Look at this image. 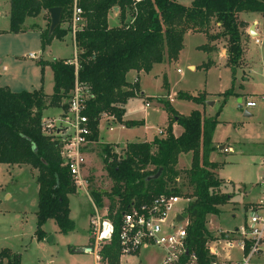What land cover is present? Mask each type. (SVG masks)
<instances>
[{
  "label": "trees",
  "instance_id": "1",
  "mask_svg": "<svg viewBox=\"0 0 264 264\" xmlns=\"http://www.w3.org/2000/svg\"><path fill=\"white\" fill-rule=\"evenodd\" d=\"M75 5L82 8L85 20L73 38L78 50L75 58L78 68L74 59L40 61L42 83L45 65L51 66L54 73L51 95L44 93L43 86L16 92L0 84V164H28L38 171L35 236L39 241L47 237L43 226L48 220H54L63 234L76 227L70 217L69 199L76 193V185L68 168L63 166L59 140L42 131L44 110L49 107L67 110V99L76 84L87 86L89 95L84 114L89 117V139L97 142L101 115L111 114L122 122L124 105L138 96L134 91H139L138 83L132 86L127 81L130 71L148 73L155 64L177 61L185 35L205 33L209 42L199 47L205 52L212 49L213 41L227 40L228 64L235 78L244 54L242 41L247 26L239 14L264 13V0H194L190 5L178 0H10L9 31L23 32L27 18L37 17L43 11L49 16L48 9L54 7L63 8L65 25L71 20ZM115 7L119 8L120 25L110 27L109 13ZM128 14L133 17L130 23L126 21ZM39 31L41 48L45 50L54 39L63 40L69 29L62 26L50 33L49 20L47 28ZM210 64L209 61L204 68ZM232 91L233 87L226 91L224 102L212 117L204 116L199 110L181 115L171 102L159 99L168 114L165 135L156 136L151 142H130L123 156H118L110 145L104 146V161L114 183L108 210L116 229L111 243L101 249L108 264H120L121 211L162 194L182 196L180 189L172 185L181 174L177 169L179 156L190 152L191 166L184 171L192 190L187 196L194 199L186 208L190 221L188 247L196 254L199 264H213L207 243L216 236L207 227L208 216L219 214L220 207L233 196L222 191L226 182L217 171L223 164L211 161L210 154L216 150L213 138L218 116ZM178 98L198 104L206 100L204 93L192 95L182 91L178 92ZM124 123L128 128L143 124L134 120ZM174 124L183 129L179 136L173 132ZM160 169V176L150 180ZM92 194L95 203L103 206L102 195ZM12 257L9 264H21L20 254Z\"/></svg>",
  "mask_w": 264,
  "mask_h": 264
},
{
  "label": "rangeland",
  "instance_id": "2",
  "mask_svg": "<svg viewBox=\"0 0 264 264\" xmlns=\"http://www.w3.org/2000/svg\"><path fill=\"white\" fill-rule=\"evenodd\" d=\"M193 1L178 0L184 5H190ZM46 14L45 17L49 18ZM244 14L246 16L243 17L246 19L254 18L252 13ZM259 14L264 17V13ZM109 19L112 26L120 23L114 10L110 11ZM132 20L133 17L128 14L127 23ZM260 20L262 27L264 19ZM41 22L42 16L40 15L27 18L23 32H9L10 0H0V61L2 60L0 73L4 75V82L13 91H20V86H31L34 74H39L41 65L37 60L41 56L48 60L55 58L75 60L77 56L78 50L74 45L67 23L63 25L69 29L65 38L63 40L55 39L42 54L38 29ZM249 25L251 24H247L244 29L242 41L243 49L246 51L245 57L243 54L235 78L228 64V42L225 38H221L219 50L222 53L223 61L226 60L227 64L222 63L206 71L205 68H200V65L203 62H208L212 55L197 50V46L205 42V35L187 34L184 39V48L178 60L170 62L166 66L167 80H164L161 74L162 64L155 65L151 72L141 73V85L145 95L140 96V88L139 91L134 90L139 97L131 99L128 107L133 112L132 119L144 118L145 123L121 129L117 125L126 126L124 119L120 122L117 117L108 119L106 115L101 118V138L97 144H90L91 146L86 150L87 165L82 174L85 183L82 187H76V193L69 196L70 217L76 225L74 231L68 234L60 233L55 221L49 220L43 227L47 231L48 237L41 241L37 240L35 231L39 201L38 171L28 164H0V264H9V261H13V254H20L21 264H96L94 254L77 252L76 249L83 247L70 245V243L86 244L89 237L92 236L91 216L96 209L100 213H105L110 204L109 194L112 192L114 183L104 161L106 156L103 150L104 146L110 145L118 156H123L127 142L149 140L158 132V136L165 135L166 129L163 127L167 125V112L159 99L171 102L173 107L178 108L186 115L190 113V106L200 110L198 104L178 98V92L182 90L189 92L205 90L209 93H221L219 94L220 100L213 108L214 113H217L224 102L226 91L233 87L232 97H228V101L218 116L220 123L215 132L216 141L220 145H231L233 151L230 153L215 151L210 154L211 161L223 164L218 171L221 179H225V182L232 180V182L224 184L222 191L233 197L226 205L220 207L219 214L208 216L207 227L216 236L218 229L229 231L242 226L245 221V213L253 203L250 201H255L260 196L259 189L255 184L259 180L260 174L264 172V158H262L264 150V28L261 29L262 43L258 44L255 42L256 37L252 36L250 40L247 38L250 37L246 33ZM47 26L48 23L44 25V28L46 29ZM214 29L217 31L216 27ZM9 48L14 49L17 56L14 62H9V58H7ZM31 52L37 54L39 59H29L27 56ZM189 64L196 65V69L191 70L188 67ZM4 65L8 66V71L3 69L2 72ZM247 77L249 80H246ZM132 78L133 76L129 75L130 81ZM136 82H132V86ZM43 85L44 91L53 90V79L51 80L48 72L44 77ZM234 90L240 92L239 95L251 94L257 101V107L249 110L253 114L252 117L244 116L246 108H238V99L235 96L239 95ZM168 92L171 96L168 95ZM205 99H207L206 94ZM146 103H149L150 106H145ZM205 106L209 111V105ZM44 111L45 116L58 117L66 109L49 107ZM205 116H207L206 113ZM104 126H114V130L108 131ZM56 127L61 126L57 124ZM190 155L183 154L181 156L180 163L177 165L181 174L176 183L172 185V187L179 188L182 196L189 199V202L194 199L187 196V194H191L192 190L184 171L190 168ZM93 192L102 195L103 206L95 203ZM117 200L115 198V202ZM186 203V200H182L180 205L185 206ZM231 253L233 257L240 256L237 249L232 250ZM164 255L161 248L151 246L143 248L136 257L128 260L122 259V264H160ZM255 264H264V254L255 260Z\"/></svg>",
  "mask_w": 264,
  "mask_h": 264
},
{
  "label": "built area",
  "instance_id": "3",
  "mask_svg": "<svg viewBox=\"0 0 264 264\" xmlns=\"http://www.w3.org/2000/svg\"><path fill=\"white\" fill-rule=\"evenodd\" d=\"M140 2L141 0H134ZM83 10L74 6L69 24L74 38L84 25ZM256 43L259 42L255 38ZM30 58H36L34 53ZM78 68V63L75 60ZM89 88L76 84L67 99V110L54 119L43 118L42 131L45 135L59 140L63 166L67 167L76 187H82L85 180L82 174L87 165V148L93 142L89 139L91 129L89 117L84 114ZM146 103V106H149ZM255 100H246L243 107H256ZM111 119L114 116L103 113ZM100 118V121H101ZM61 127H56V125ZM112 128H110L111 130ZM229 149H225L227 151ZM264 162V159H263ZM260 196L245 213L242 226L229 231L218 230L215 239L207 243L209 254L214 258L213 264H255V260L264 254V176L259 182ZM186 200V205H180ZM189 199L179 195L162 194L151 201L132 204L121 211L119 226L120 264L122 259L136 257L143 248L159 247L164 251L160 264H199L194 251L188 247V231L190 224L186 216ZM117 214L115 210L114 215ZM178 215L183 220L176 223ZM91 243L88 253L94 254L96 264H108L103 260L101 249L111 243L115 235V223L109 210L100 213L97 209L91 216ZM237 249L239 257H233L231 251Z\"/></svg>",
  "mask_w": 264,
  "mask_h": 264
},
{
  "label": "crops",
  "instance_id": "4",
  "mask_svg": "<svg viewBox=\"0 0 264 264\" xmlns=\"http://www.w3.org/2000/svg\"><path fill=\"white\" fill-rule=\"evenodd\" d=\"M114 13L116 14V16H118V19H119V10L117 11V10H114ZM45 14H46V11H43L41 14H40V16H42V22H41V25H38V29L39 30H44L45 28H44V25L45 24H47L48 22H49V18H50V16H49V18L48 17H45ZM249 14V13H248ZM47 15V14H46ZM252 15H254V18H251V19H246V18H244L243 16H246V14H244V13H241V14H239V18H240V20H242V21H245L247 24H251V25H255V30H256V32H257V36H256V38H258L259 39V42H258V44H260V43H262V39L260 38L261 37V34H262V28H264V25L261 27V18L262 19H264V17H262V15H260L259 13H252ZM256 16V17H255ZM109 17H110V13H109ZM26 22V21H25ZM119 22H120V19H119ZM109 25H110V27H115V26H119L120 25V23L118 24V25H111V23H110V19H109ZM251 25H249V28L251 27ZM249 28H247L246 29V33H248L249 34ZM9 30H10V27H9ZM5 31H7V30H5ZM10 32V31H9ZM188 34H203V35H205V37H206V40H205V42H202L201 44H199L198 46H197V50H199V51H203V50H200L199 49V47L200 46H202V45H205L206 43H208L209 41H208V37H207V35L205 34V33H188ZM187 35V34H186ZM185 35V36H186ZM250 35V34H249ZM248 35V36H249ZM40 37H41V32H40ZM73 38V37H72ZM248 38V40H250V39H252V36L250 35V37H247ZM55 40V39H54ZM53 40V41H54ZM52 41V42H53ZM222 41V39L220 38V39H217L216 41H213L212 43H211V50L208 52V53H210L211 55H212V58H210L209 60H208V62L210 61V66H209V68H211V67H216V66H218L219 64H222V63H226L227 64V61L225 60V61H223L224 59H223V56H222V53L220 52V50H219V47H220V42ZM255 42H256V40H255ZM52 44V43H51ZM50 44V45H51ZM49 45V46H50ZM48 47V46H47ZM47 47L45 48V50L47 49ZM45 50H43L42 51V54L45 52ZM8 51V55H7V58H9L8 60H9V62H14L15 60H16V58H17V56H16V54H15V52H14V49H8L7 50ZM245 50H244V57H245ZM33 52H31L30 54H32ZM221 53V54H220ZM29 54V55H30ZM35 54V53H34ZM29 55L27 56L29 59H33V58H30L29 57ZM36 55V58H34L33 60H36V59H39V56L37 55V54H35ZM181 55V54H180ZM219 57V58H218ZM226 58H227V55H226ZM56 59V58H55ZM62 59V58H61ZM63 59H65V58H63ZM67 59V58H66ZM68 60H70V59H68ZM40 61H52V60H48V59H45V58H43L42 56H41V58L39 59V60H37V62L40 64ZM208 62H203L201 65H200V68H204V65L206 64V63H208ZM0 63H2V60L0 61ZM159 64H162V69H161V74L163 75V77H164V80L166 79L167 80V76H166V66L168 65V64H170V62H168L167 60L166 61H164V62H162V63H159ZM155 65H157V64H155ZM154 65V66H155ZM3 68H2V72H3V69L4 70H7L8 69V66L7 65H4V66H2ZM40 67V66H39ZM188 67L191 69V70H194V69H196V65H194V64H189L188 65ZM154 68V67H153ZM153 68H152V70L151 71H153ZM209 68H207L206 69V71L209 69ZM8 71V70H7ZM150 71V72H151ZM35 72V71H34ZM47 72H48V74H49V77L51 78V80L53 79V88H54V73H53V70H52V68H51V66H49V65H45V67H44V77L47 75ZM36 73V72H35ZM141 73H143V72H140V73H138V72H136V71H130L128 74H127V81L128 82H130V83H132V82H134V81H137V83H138V85H139V88H140V96H142V95H145V92L143 91V87H142V85H141ZM145 73V72H144ZM147 73V72H146ZM129 75H131V76H133V78H132V81H130L129 79H128V77H129ZM42 73H41V68H40V70H39V74H34V76H33V81H32V84H31V88L29 87V86H20L21 88H19V89H21L20 91H32V90H34V89H38V88H40L41 86H43V90H44V78H43V83H42ZM7 80V79H6ZM246 80H249V78L247 77L246 78ZM168 83V82H167ZM0 84L2 85V86H4V87H9L11 90H12V88L8 85V84H6L5 82H4V75L2 74V73H0ZM167 85V84H166ZM13 91V90H12ZM235 91V90H234ZM16 92H19V91H16ZM180 92V91H179ZM182 92H187V93H190V94H192V95H198L199 93H204V94H206V96H207V99L205 100V102L206 101H211L212 99L213 100H215L214 102H215V104H214V106H208L209 107V111H208V109L206 108V106L205 105H208V104H206V103H204V104H198V103H195V102H193L194 104H198L199 106H200V110L199 109H195L193 106H190V113L193 111V110H199V111H201L202 113H203V115L205 116V113H206V117H212V116H214L216 113H214V111H213V108L215 107V105H216V103L220 100V97H219V94H221V93H209V92H206L205 90L204 91H202V90H200V91H197V92H189V91H183L182 90ZM44 93L45 94H47V95H51L52 93H53V90L52 91H50V90H45L44 91ZM235 93H237L238 95L239 94H241L240 92H237V91H235ZM168 95L169 96H171L170 95V93L168 92ZM137 97H139V96H136V97H134V98H137ZM232 97V96H231ZM237 99H239V98H242V104L244 103V101H246L247 99H249V100H254L253 99V97H252V95L251 94H244V95H239L238 97L237 96H235ZM134 98H130L128 101H127V103L124 105V108H125V114H124V117H123V119L125 120V121H132V120H134V121H142L143 123H145V119L144 118H142V119H139V120H137V119H132L131 118V116L133 115V112L129 109V107H128V105H129V101H131V99H134ZM230 98V97H229ZM228 98V99H229ZM173 99V98H172ZM228 99H227V101H228ZM187 102H192V101H188V100H186ZM226 101V102H227ZM256 101V100H255ZM237 102H238V100H237ZM257 102V101H256ZM172 103H174L173 101H172ZM238 105H239V103H238ZM257 105H258V103H257ZM257 105H256V107H257ZM146 106V105H145ZM150 106V105H149ZM148 106V107H149ZM162 107H163V105H162ZM256 107H253V108H246V107H244V108H246L247 109V111L249 112V110H252V109H254V108H256ZM175 108V107H174ZM206 108V109H205ZM181 115H184V116H187V115H189V114H184L181 110H179L178 108H175ZM44 113H45V111L43 112V118H49V119H54V118H57V117H48V116H45L44 115ZM62 113V112H61ZM250 113V112H249ZM252 116H253V114L252 113H250ZM61 115V114H60ZM59 115V116H60ZM252 116H250V117H252ZM219 123H220V121H219ZM167 125H168V114H167ZM167 125L165 126V127H163V129L165 128L166 129V127H167ZM118 127H120L121 129H127L128 127H126V126H124V125H117ZM108 131H113L114 130V126H104ZM100 128H101V125L99 126V130H100ZM110 128H112L111 130H110ZM147 128V127H146ZM160 130H162V129H160ZM159 130V131H160ZM173 132H174V134L176 135V136H179L182 132H183V129H182V127L180 126V125H178V124H174V126H173ZM215 132H216V130H215ZM158 134H159V132L155 135V136H153L152 138H150L149 140H144V141H131V142H151L156 136H158ZM99 138H101L100 137V131H99ZM213 141H214V145L217 147V149L215 150V151H219V152H221V153H230V151H233V147L231 146V145H229V144H223V145H220V143L218 142V141H216V139H215V133H214V138H213ZM97 144L98 143V141L97 142H92L91 144L93 145V144ZM127 143H130V142H127ZM91 146V145H90ZM89 146V147H90ZM221 146H224L225 148H227V149H229V150H227V151H223V150H225V148L224 149H221ZM89 147L87 148V149H89ZM215 151L213 152V153H215ZM263 157L262 158H264V150H263ZM187 154H191L190 156H191V160L190 161H192V153L190 152V153H187ZM183 154H181L180 156H179V162H178V165H179V163H180V159H181V156H182ZM213 162H216V161H214V160H212ZM217 163H219V162H217ZM190 166H191V162H190ZM219 171V170H218ZM217 171V174H218V176H219V172ZM264 176V172H262V174H260V176H259V180L256 182V184L255 185H257V187H258V189H259V195H260V186H259V183L258 182H260V180H261V178ZM220 177V176H219ZM221 178V177H220ZM225 180V179H224ZM227 182L228 183H230V182H232V180L230 181V180H228V181H226V184H227ZM70 199V198H69ZM250 202H254V200H252V201H250ZM249 202V203H250ZM49 221V220H48ZM47 221V222H48ZM46 225V224H45ZM44 225V226H45ZM43 226V227H44ZM44 229V228H43ZM58 230H59V227H58ZM219 230V229H218ZM217 230V231H218ZM44 231H45V229H44ZM46 232V234H47V237H48V233H47V231H45ZM59 232H60V230H59ZM212 232V231H211ZM61 233V232H60ZM214 233V232H213ZM46 237V238H47ZM45 238V239H46ZM90 238L91 237H89V239H88V242L86 243V244H83V245H79V244H71L70 243V245H77V246H82L83 248H86V247H88V246H90ZM53 240H54V238H53ZM69 245V244H68ZM121 264H122V262H121Z\"/></svg>",
  "mask_w": 264,
  "mask_h": 264
},
{
  "label": "water",
  "instance_id": "5",
  "mask_svg": "<svg viewBox=\"0 0 264 264\" xmlns=\"http://www.w3.org/2000/svg\"><path fill=\"white\" fill-rule=\"evenodd\" d=\"M114 10H119L118 7H115ZM48 13L50 16V33H53L54 30L58 27H62L64 25V23L62 22V15H63V8L61 7H54V8H50L48 9ZM249 34L253 37L257 36V32L255 30V25H251V27L249 28ZM206 104L210 105V106H214L215 102L214 101H206ZM238 108L242 109L243 108V104H242V98L238 99ZM244 116L246 117H250L252 116L247 110L244 111ZM224 146H221V149H224ZM161 174V169L153 176L149 177V179H156L160 176ZM183 220V217L181 215H178L176 218V223L180 222ZM77 252H88V248H78L76 249Z\"/></svg>",
  "mask_w": 264,
  "mask_h": 264
}]
</instances>
